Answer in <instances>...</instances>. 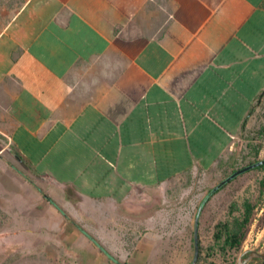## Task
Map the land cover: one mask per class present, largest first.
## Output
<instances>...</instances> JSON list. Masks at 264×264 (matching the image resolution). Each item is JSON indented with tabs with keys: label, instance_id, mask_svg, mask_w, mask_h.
I'll list each match as a JSON object with an SVG mask.
<instances>
[{
	"label": "crops",
	"instance_id": "obj_1",
	"mask_svg": "<svg viewBox=\"0 0 264 264\" xmlns=\"http://www.w3.org/2000/svg\"><path fill=\"white\" fill-rule=\"evenodd\" d=\"M263 95L264 0H26L0 30V250L94 253L78 204L219 170Z\"/></svg>",
	"mask_w": 264,
	"mask_h": 264
},
{
	"label": "rangeland",
	"instance_id": "obj_2",
	"mask_svg": "<svg viewBox=\"0 0 264 264\" xmlns=\"http://www.w3.org/2000/svg\"><path fill=\"white\" fill-rule=\"evenodd\" d=\"M26 0H0V30L17 13ZM6 140L0 137V148ZM4 161L12 156L5 152ZM227 163L219 170L199 172L174 180L170 186L152 191L139 198V202L129 204H78L81 214L74 220L80 224L110 256L101 253L94 245L95 252L87 249L73 250L66 238L65 248L38 244L41 249L19 251L0 250V264H58L87 257L95 264H193L196 254L195 234L201 246L198 264H224L233 260L238 264L246 251L264 252V193L261 182L264 169L248 171L224 184L215 192L202 208L200 207L212 189L222 184L233 172L264 160V95L256 103L246 122L245 130L235 140L233 151ZM0 167V179H2ZM250 201L256 206V217L252 230L241 252L225 255L214 242L215 227L231 217L234 203L242 206ZM80 205L84 206L81 210ZM84 210V211H83ZM7 221V220H5ZM0 219V230L3 229ZM29 238L31 246L36 238ZM35 240V241H33ZM90 241V240H89ZM92 243V242H90ZM8 247V245H5ZM93 246V245H91ZM83 253V254H82ZM96 261V262H95ZM98 261V262H97Z\"/></svg>",
	"mask_w": 264,
	"mask_h": 264
},
{
	"label": "trees",
	"instance_id": "obj_3",
	"mask_svg": "<svg viewBox=\"0 0 264 264\" xmlns=\"http://www.w3.org/2000/svg\"><path fill=\"white\" fill-rule=\"evenodd\" d=\"M257 169H264V165ZM234 173V172H233ZM261 190L264 193V180L261 182ZM256 217V206L252 204L250 201H246L239 206L234 203L231 208V217L229 220L225 222H220L215 227L214 234V242L215 246H217L225 255H228L229 252H241L244 246L245 241L247 240L254 221ZM69 219V218H68ZM82 232L85 233L87 237H89L93 242H95L102 252L107 254L109 253L106 249L99 244V242L94 239L90 234H88L80 225L71 220ZM196 254L197 257L193 264H198V255L201 253L200 242L197 240L196 245ZM118 264H128L121 263L116 261ZM224 264H237L233 260H226ZM249 264H264V260L255 259L251 261Z\"/></svg>",
	"mask_w": 264,
	"mask_h": 264
},
{
	"label": "water",
	"instance_id": "obj_4",
	"mask_svg": "<svg viewBox=\"0 0 264 264\" xmlns=\"http://www.w3.org/2000/svg\"><path fill=\"white\" fill-rule=\"evenodd\" d=\"M262 165H264V160L258 161L256 163H253L251 165H248L244 168H241L237 171H235L234 173H232L222 184L218 185L217 187H215L214 189L211 190V192L207 195V197L205 198V200L202 203V206L200 207L199 210V214H198V218H197V224L196 227L198 228V224H199V215L200 212L202 210V208L204 207V205L207 203V201L209 200V198L215 193L217 192L224 184L232 181L234 178L248 172L254 169H257L259 167H261ZM198 235L197 232L195 234V241L197 242ZM255 259H260V260H264V252H259V251H246L244 252V254L240 257L238 264H249L251 261L255 260Z\"/></svg>",
	"mask_w": 264,
	"mask_h": 264
}]
</instances>
